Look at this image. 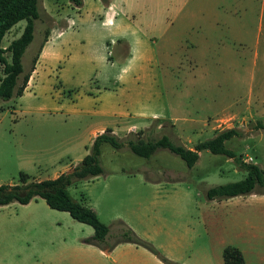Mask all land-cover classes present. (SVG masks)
I'll return each instance as SVG.
<instances>
[{
	"label": "rangeland",
	"instance_id": "374dc122",
	"mask_svg": "<svg viewBox=\"0 0 264 264\" xmlns=\"http://www.w3.org/2000/svg\"><path fill=\"white\" fill-rule=\"evenodd\" d=\"M68 2L40 1L41 18L35 22L34 41L23 56V76L31 72L46 34L57 23L67 25L68 15L75 16ZM155 13L164 19L163 27L171 29L174 40L167 50L160 44L165 56L160 88L166 110L178 120L117 121L110 130L125 143L124 148L115 150L103 144L100 161L104 174L75 183L69 194L94 210L109 228L108 244L127 226L171 264H224L223 252L229 246L239 249L250 262L253 236L264 237V188L232 199L207 197L213 187L245 179L247 173L235 159L205 150L199 162L188 168L168 150L160 149L150 159L139 157L127 142L167 135L174 143L194 149L217 133L236 128L242 135L227 141V148L264 170V131L252 129L264 117L239 111L251 89L252 47L259 42L264 52V0H188L179 4L140 0L138 5L127 4L129 16ZM25 26L26 21L17 24L3 46L18 39ZM71 41L78 47L75 36ZM189 59H194L193 66ZM63 66H50L48 71L59 72ZM84 72L91 79L112 71L105 66L85 68ZM239 73L241 81L235 85L232 80ZM16 99L0 100V186L23 185L21 174L30 177L28 183L51 178L55 171L85 155L88 122H64L66 118L51 116L23 119L14 114ZM93 235L91 226L51 209L43 199L0 206V264H166L133 243H120L112 250L86 243Z\"/></svg>",
	"mask_w": 264,
	"mask_h": 264
},
{
	"label": "crops",
	"instance_id": "0c3cea01",
	"mask_svg": "<svg viewBox=\"0 0 264 264\" xmlns=\"http://www.w3.org/2000/svg\"><path fill=\"white\" fill-rule=\"evenodd\" d=\"M143 1L179 4L188 0ZM82 2L80 7L68 2L75 16L71 18L68 15L67 25L57 23L52 28L29 83L23 95L16 99L13 111L23 119L51 116L61 120L66 118L64 122H88V145H83L85 155L75 163L63 166L51 178L35 182L54 180L71 172L89 154L95 138L107 129L114 130L119 120H178L166 110L160 88V70L165 57L163 50L174 46L171 29L163 27L164 19L156 13L138 14V18L129 16L127 4L138 5L140 0H110L108 4L102 0ZM74 36L79 40L78 47H73L71 39ZM252 49L251 89L244 96L239 111L241 115L264 117V52L259 42ZM62 63L64 66L59 72L48 71L50 66ZM189 63L193 66L194 59ZM105 66L109 67L111 74L100 73L91 79L86 77L85 68ZM243 67L242 61L241 74ZM50 73L55 77L52 78ZM241 74L232 83H240ZM251 241L252 259L245 264H264V237L256 234Z\"/></svg>",
	"mask_w": 264,
	"mask_h": 264
},
{
	"label": "trees",
	"instance_id": "16d2710c",
	"mask_svg": "<svg viewBox=\"0 0 264 264\" xmlns=\"http://www.w3.org/2000/svg\"><path fill=\"white\" fill-rule=\"evenodd\" d=\"M41 0H0V100L11 101L23 95L32 72L35 70L39 55L34 58L31 72L24 75L23 56L35 38V22L40 20L39 3ZM73 5L80 7L82 0H69ZM110 0H102L108 4ZM21 21H26L22 35L13 40L8 47L3 46L6 35ZM49 33L46 34V43ZM41 48V51L44 47ZM9 54V56H7ZM23 76V78H22ZM22 78V84L20 80ZM253 130L264 131V120H258ZM242 132L236 128L226 129L217 133L212 139L198 144L194 149H188L178 145L172 139L163 135L158 140L136 139L129 140L127 146L135 155L150 159L158 150H168L170 153L181 158L188 166L193 168L200 159V153L208 150L214 155H224L235 159L242 169L247 173L245 179L213 187L207 191V197L211 200L232 199L239 196L252 195L259 188H264V170L252 163L244 162L241 157L227 148L226 142L240 137ZM103 144H109L115 150L124 148L125 143L115 136L112 130L107 129L103 134L97 136L90 148L89 154L71 172L62 174L57 179L28 183L30 177L21 174L23 185H1L0 206L11 203L21 205L43 199L47 205L56 211L69 213L79 223L89 225L94 230V235L85 242L100 247L104 250H112L120 243H133L142 246L157 255L164 263L171 264L169 260L150 244L141 240L131 229H124L123 234L113 244H108L109 228L102 223L94 210L74 201L68 189L79 181L92 180L104 174L101 166L100 155ZM225 264H245L241 251L235 247H226L223 252Z\"/></svg>",
	"mask_w": 264,
	"mask_h": 264
}]
</instances>
